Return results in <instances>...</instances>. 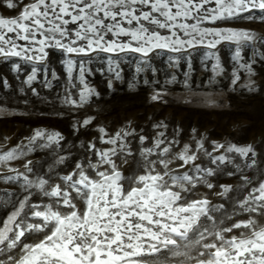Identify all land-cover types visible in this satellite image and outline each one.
I'll return each instance as SVG.
<instances>
[{"label": "snow or ice", "instance_id": "6c2138e0", "mask_svg": "<svg viewBox=\"0 0 264 264\" xmlns=\"http://www.w3.org/2000/svg\"><path fill=\"white\" fill-rule=\"evenodd\" d=\"M237 22L264 25V0H0V59L15 73L16 82L10 85L8 76L0 74V90L10 88L25 103L29 93L39 98L40 88L51 89L60 79L49 61L50 51L59 52L64 102L80 108L99 96L85 81L92 53L147 58L167 50L190 59L192 49H216L229 42L236 45L232 59L242 61L247 73L245 86L254 92L260 75L256 65L264 72V32L220 26ZM243 49L250 52L247 58ZM207 55L215 58L218 75L228 71L218 52ZM13 58L32 64L26 79ZM114 78L120 79L118 65ZM232 79L235 83L239 77L233 73ZM76 81L82 86L78 100L71 98ZM165 95L157 91L150 99L167 103ZM9 115H14L11 107H0V116ZM95 120L76 121L73 134ZM153 127L166 129L167 124ZM179 131L170 139L158 132L150 147L139 150L142 173L128 177L120 168L131 154L130 138L141 143L149 139L137 137L130 122L105 141L112 145L106 150H97L91 141L82 143L83 160L77 157L64 175L56 166L65 165L66 156L57 155L41 170L28 158L36 151H55L54 145L62 147L66 138L60 132L37 129L0 152V181L17 189H0V264H264V179L257 183L245 173V168L257 166L256 150L231 143L225 149V144L211 141L210 152L203 135L193 136L195 147H181ZM100 132L107 135L102 127ZM220 149L225 152L214 155ZM201 154L207 164L197 163ZM230 154L244 158V167L234 164ZM13 162H21L24 171ZM229 165L232 169L226 170ZM224 176L238 183L213 182ZM210 196L224 203H213ZM77 201H83L81 207ZM242 215L248 218L235 219ZM234 229L239 234L229 236Z\"/></svg>", "mask_w": 264, "mask_h": 264}, {"label": "rangeland", "instance_id": "374dc122", "mask_svg": "<svg viewBox=\"0 0 264 264\" xmlns=\"http://www.w3.org/2000/svg\"><path fill=\"white\" fill-rule=\"evenodd\" d=\"M12 14L14 13H5ZM220 26L251 27L258 32H264V25H250L247 22ZM235 48L236 45L229 42H222L216 49L197 47L191 50L190 59L186 58L185 53H172L167 50L154 51L147 58L139 53H92L91 62L85 64V81L88 87L99 93V96L80 108L64 102L66 81L59 63L60 54L59 52L53 54L50 51L49 61L55 64L60 76L58 81H53L51 89L40 88L39 98L29 93L26 97L27 103L22 95L11 94L10 88L0 90V107H11L14 110V115L0 116V152L16 146L37 129L60 132L66 138L62 142V147L54 145L55 151L52 149L36 151L28 158L33 161L34 168L41 170L46 169L57 155L66 156L68 157L66 164L56 166L59 174L64 175L70 170L69 164L76 161L77 157L83 160L82 143L91 141L96 144L97 150H106L112 145L105 141L130 122L131 127L136 130L137 137L144 135L149 139L141 143L138 138H130L131 154L126 155L127 162L120 168L125 177L142 173V168L138 167L142 161L139 150L150 147L158 132H165L170 139L174 130L179 129L178 139L181 147L185 143L195 147L193 136L199 138L201 135L206 137L204 146L210 152L211 141L225 144V149L229 143L237 146L252 145L258 154L257 166L252 169L245 168V173L258 183L259 179H264V72L261 71L260 65H256L257 71L260 72L256 77L257 90L249 92L245 86L248 79L247 73L241 67L242 61L232 59ZM211 52H218L221 62L228 70L224 75H218L214 71L216 60L213 56L207 55ZM242 55L247 58L250 55L249 50L243 49ZM71 58L78 59L76 56ZM84 59L87 61L88 57ZM13 60L21 66V78L26 79L32 64L20 58ZM117 65L120 79L114 78ZM137 67L143 70L137 72ZM110 68L113 71H109ZM233 73L239 77L235 83L232 79ZM0 74L8 76L10 85L16 84L12 79L15 73H9L8 64L2 59ZM76 84L77 88L73 89L71 98L78 100V92L82 90V86L79 81H76ZM157 91L167 93L163 98L167 103L151 101L150 97ZM89 116L96 117L93 125L87 130L82 129L79 133L73 134V124ZM161 121L167 124L166 129L153 127ZM101 127L106 130L107 135L100 132ZM193 129L196 130L195 133ZM225 149H220L214 155L224 153ZM89 158H92L91 155ZM116 162L121 164L119 157L116 158ZM233 162L241 167L245 165V159L238 155H233ZM250 162L249 159L248 163ZM197 163L207 164L208 159L201 154ZM12 166L19 168L21 172L24 171L21 162H13ZM231 169L232 166L229 165L226 170ZM213 182L236 185L238 180L235 177L224 176ZM127 187L125 183V188ZM4 188H9L10 191L17 190L0 181V189ZM201 191L206 190L202 188ZM210 198L213 203H224L220 197ZM82 203L83 201H77V206L81 207ZM225 207L228 205L225 204ZM2 218L3 215L0 214V219ZM247 218V215H242L235 219ZM260 219L264 223V218ZM239 232V229H234V232L228 235Z\"/></svg>", "mask_w": 264, "mask_h": 264}]
</instances>
